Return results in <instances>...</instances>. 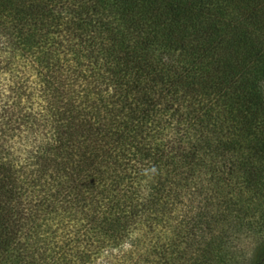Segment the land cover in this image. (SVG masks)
<instances>
[{
  "label": "trees",
  "instance_id": "trees-1",
  "mask_svg": "<svg viewBox=\"0 0 264 264\" xmlns=\"http://www.w3.org/2000/svg\"><path fill=\"white\" fill-rule=\"evenodd\" d=\"M0 76V264H237L263 235L264 0H0Z\"/></svg>",
  "mask_w": 264,
  "mask_h": 264
},
{
  "label": "rangeland",
  "instance_id": "rangeland-1",
  "mask_svg": "<svg viewBox=\"0 0 264 264\" xmlns=\"http://www.w3.org/2000/svg\"><path fill=\"white\" fill-rule=\"evenodd\" d=\"M12 66L15 70H17L18 74L21 75V72H24L26 74V78L29 80L30 85L33 87L34 84L37 83V79L35 77L36 74V70L34 67V65L29 62V59H22V58H18L15 59L12 63ZM14 70V71H15ZM6 78V77H5ZM4 79V76H0V81ZM262 93L264 95V84L262 85ZM244 240H250L252 244H255L256 247L254 249V258L252 261H254L255 259H258V263L257 264H264V232L262 236H252V237H248V238H242L241 239V243H243ZM248 245L245 246V248H247ZM238 252L240 253V260L237 264H252V261L249 262L247 260H244V249H240L237 247Z\"/></svg>",
  "mask_w": 264,
  "mask_h": 264
},
{
  "label": "clouds",
  "instance_id": "clouds-1",
  "mask_svg": "<svg viewBox=\"0 0 264 264\" xmlns=\"http://www.w3.org/2000/svg\"><path fill=\"white\" fill-rule=\"evenodd\" d=\"M248 245L247 248L245 246ZM256 245L252 244L250 240H244L243 243L238 245V248L244 249V260L251 262L254 258V249Z\"/></svg>",
  "mask_w": 264,
  "mask_h": 264
}]
</instances>
